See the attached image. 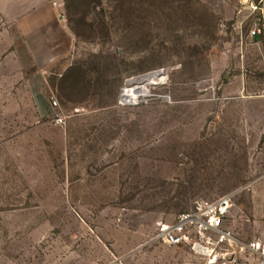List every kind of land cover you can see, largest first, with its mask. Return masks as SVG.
Returning <instances> with one entry per match:
<instances>
[{"label": "rangeland", "instance_id": "374dc122", "mask_svg": "<svg viewBox=\"0 0 264 264\" xmlns=\"http://www.w3.org/2000/svg\"><path fill=\"white\" fill-rule=\"evenodd\" d=\"M50 2L71 47L43 76L10 60L0 22V264H207L156 225L226 195L239 241L264 244V34L249 36L264 4Z\"/></svg>", "mask_w": 264, "mask_h": 264}, {"label": "built area", "instance_id": "2783aa9c", "mask_svg": "<svg viewBox=\"0 0 264 264\" xmlns=\"http://www.w3.org/2000/svg\"><path fill=\"white\" fill-rule=\"evenodd\" d=\"M252 11H258L264 0H245ZM264 34V13H260L249 31L251 38ZM56 123L63 125L64 119L57 118ZM252 183H250L251 185ZM232 195L216 199H196L188 211L178 214L170 223H157L153 241L171 249H181L190 255L203 259L207 264L226 261L236 263L237 254L247 252L256 256L264 264V244L253 240L243 245L235 232L236 220L231 214ZM232 257L231 261L225 260ZM108 264H124L120 258H113Z\"/></svg>", "mask_w": 264, "mask_h": 264}, {"label": "crops", "instance_id": "0c3cea01", "mask_svg": "<svg viewBox=\"0 0 264 264\" xmlns=\"http://www.w3.org/2000/svg\"><path fill=\"white\" fill-rule=\"evenodd\" d=\"M55 12L50 0H0L1 25L6 27L4 31L8 28L12 33L11 38L2 35L1 43L11 49L10 60L17 68L33 70L43 76L51 66L67 57L71 38L56 19ZM76 216L89 227L84 218L78 213ZM121 221L122 217L118 219ZM109 247L112 249V245ZM102 259H106L105 253L98 260L90 257L87 264H99Z\"/></svg>", "mask_w": 264, "mask_h": 264}, {"label": "bare ground", "instance_id": "6f19581e", "mask_svg": "<svg viewBox=\"0 0 264 264\" xmlns=\"http://www.w3.org/2000/svg\"><path fill=\"white\" fill-rule=\"evenodd\" d=\"M164 75L166 72L161 71L128 80L121 92V99L128 104L137 102L146 95V87L163 80Z\"/></svg>", "mask_w": 264, "mask_h": 264}]
</instances>
